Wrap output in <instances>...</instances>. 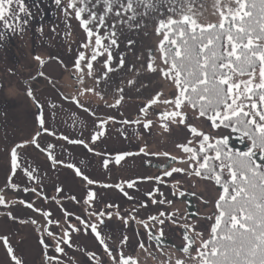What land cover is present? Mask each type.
<instances>
[{"label": "snow or ice", "instance_id": "6c2138e0", "mask_svg": "<svg viewBox=\"0 0 264 264\" xmlns=\"http://www.w3.org/2000/svg\"><path fill=\"white\" fill-rule=\"evenodd\" d=\"M55 3L60 6L63 0H55ZM163 6H168L167 16L164 14ZM214 7L219 16L218 21L203 24L198 21L197 13L193 11V0H67L63 9L65 18L74 13V18L86 34V41L81 44L84 50L79 51L72 63V75L78 84L83 85L88 78L93 79L98 87L114 71L112 49L119 46L117 23L133 24L141 17L146 18L149 13L159 12L162 18H157L155 27L156 35L162 36L157 45L159 58L158 61L153 59L152 51L149 49L145 67L149 73H159L160 77L171 85L175 94L165 98L163 92L157 91L146 102H142V106L137 109V118L124 117L117 121L114 115L100 113V104L92 107L83 98L94 95L108 109L118 110L125 100L122 87L114 90L112 103H108L104 98V92L97 91L95 87H82L70 97L61 93L63 100L76 105L92 119L89 137L85 138L81 134L79 138H70L60 133L59 139L69 144L82 145L89 152H93V146L106 135L110 122L142 126L148 134L157 123L165 132H170L172 127L182 126L190 137L185 142L175 145L180 151L179 156L168 151L152 152L146 142L137 152L115 153L116 164H120L126 157L137 155L164 157L165 163L159 166L160 174L140 178L145 181L164 183V178L184 174L187 178L194 176L218 186L214 215L205 217L211 221L208 237L204 238L203 232L196 231V225L185 220L182 225L184 243L177 249L182 256L176 258L174 264H187L188 259L195 264H264V0H215ZM21 14L29 15L24 0H0V21L4 22L5 27L22 31V24L26 25L28 21L22 20ZM110 17L115 19L109 30L106 20ZM9 20H15L17 23L12 25ZM102 26L105 29L103 36L100 32ZM135 27L139 28L140 25L135 24ZM2 37L3 34L0 33V38ZM133 43L132 40L128 41L129 45ZM98 57H106L99 74L95 72L93 63ZM34 58L41 66L45 64L41 56L37 55ZM49 59L59 60V57ZM124 65V54L121 53L117 68H123ZM37 75L44 77L45 73L41 70ZM48 79L51 82V78ZM133 83L131 79L127 81L128 85ZM26 94L33 99L38 108L41 107L30 86L27 87ZM153 106L158 109L155 120L149 118V111ZM51 107L55 108L57 105L53 104ZM190 113L193 120L209 122V127L213 131H204L202 127L190 122ZM120 116L123 117V113H120ZM36 121L38 127L35 134L9 150L10 170L3 189H0V206L4 208L13 205V201L4 195V191H21L20 184L14 182L18 170L22 169L28 180L34 182L32 187H23V192L44 194L38 168L25 166L21 160L19 150L25 145H34L46 153V159L53 167L65 163L54 155L55 145L49 143L46 148L42 147L38 139L42 133L55 137L57 131L48 126L43 112L37 114ZM73 125L80 128L88 127L85 121L74 120ZM221 128L230 131L227 134L215 131ZM121 134H124L123 131ZM233 141L244 147L242 149L235 147ZM103 163L107 167L110 161L104 159ZM181 163L187 167L175 166ZM66 167L74 169L76 175L82 177L89 186L96 183L75 163H68ZM124 183L128 188H132L136 181L127 180ZM116 187L120 188L126 197L133 199L121 185L117 184ZM173 187L180 189L181 181H176ZM56 192L62 193V189L57 186ZM156 193L161 197L164 195L156 187L145 193L152 198L153 205L173 203L166 198L157 200L154 195ZM172 194L184 197L185 191L179 190ZM188 194L196 195L195 192ZM95 197L93 191H87L84 202L94 204ZM44 198L48 199L47 196ZM200 199L202 203H208L203 196ZM15 203L40 214L43 218L42 222L29 219L19 220V223L34 225L36 231L41 233L38 243L43 248L45 264H62L61 259L56 255L50 256L49 251L51 249L57 254H63L65 252L63 246H72L71 234L80 232V226L84 230H90L94 235L104 254L109 258V264H138L133 256L125 254L124 249L129 240L126 234L118 243L115 241L109 243L108 240L111 238L102 235L99 223L103 222L104 216L113 215V212L108 210L114 207L112 204L106 205L105 209L100 211L89 212L88 219L65 209L64 219L53 221L52 212L36 207L35 201L16 198ZM115 207L117 208L115 215L120 217L126 226L130 219L136 220V216L132 214L137 211L136 208H133L128 216H121L118 206ZM140 207H146V204L142 203ZM177 213L178 210L177 212L161 210L149 215L147 221L151 222V227L144 220L136 222L148 230L149 241L155 240L159 247L163 242V225L166 223L164 217L172 218L175 223ZM5 214L14 222L18 220L11 211ZM73 217L77 224L71 223ZM157 224L159 228L154 232ZM52 225L60 227L62 231L59 234L53 232ZM49 239L52 241L51 245ZM0 243L10 257L11 264H24L21 257L16 255L8 235H0ZM139 247L144 249V243L141 242ZM172 247L175 248V245ZM193 248L195 254L191 251ZM87 257L89 262L99 259L100 264H103V259L95 252H87ZM163 264H172V254L168 255Z\"/></svg>", "mask_w": 264, "mask_h": 264}, {"label": "rangeland", "instance_id": "374dc122", "mask_svg": "<svg viewBox=\"0 0 264 264\" xmlns=\"http://www.w3.org/2000/svg\"><path fill=\"white\" fill-rule=\"evenodd\" d=\"M29 10V15L21 14L22 20H27L26 25L22 24L21 30L5 27L4 22L0 21V189H3L6 177L9 173V150L17 143L29 140L36 132L38 124L36 116L43 112L48 126L57 131V136H49L42 133L38 138L42 147H47L51 143L55 145L54 155L64 160V165L52 166L46 159V153L35 148L34 145H25L19 150L20 157L25 166L31 165L39 170L41 178L43 195L25 193L23 187L34 186V182L28 180L22 169L17 171L14 182L19 183L21 191H4V195L13 201L9 208L0 206V235H8L16 255L21 257L24 264H45L43 261V248L38 243V237L41 233L36 231V226L31 224H21L19 220L36 219L42 222V216L32 212L25 206L15 203L16 198L25 199L29 202L35 201L36 207H42L45 211L52 212V220H63L64 210L80 215L88 219L89 212L105 209L108 204L114 205L108 209L113 212L111 217L104 216L99 228L102 235L110 237L109 243L117 242L127 235V241L124 249L126 255L133 256L138 264H163L168 255L172 254V264L176 258H181L182 254L177 251L183 243L184 228L182 225L185 220L196 225L197 232H203L204 238L208 237V229L211 221L207 216H213L214 201L218 197V186L213 182L200 180L196 177H185L184 174H174L171 178H164V183L155 181L149 182L140 179L144 176H155L160 174L159 166L165 163L162 156H143L137 155L124 158L120 164L115 163L116 152H137L138 148L145 142L152 152L168 151L173 155H180V151L175 147L179 142H185L190 137L188 131L182 126L172 127L170 132H165L159 123L156 124L148 134L142 126L122 125L120 123L110 122L107 126V133L93 147L94 151L89 152L82 145L69 144L59 139V134L63 133L70 138L89 137L91 131V119L82 109L76 105L63 100L60 95L71 96L82 87H95L97 91L104 92V98L108 103L114 101V90L118 87L124 89L125 100L122 106L116 109H108L100 102L96 96L88 95L84 97L92 107L100 104V113L114 115L117 121L126 117L130 119L137 118V109L142 106L157 91L164 93L165 98L174 95V89L171 85L160 77L159 73H149L146 70L149 49L152 51L153 59L158 61L159 53L157 45L162 36H157L155 32L156 20L160 17L159 12L149 13L141 17L133 24L116 25L119 46L113 47L114 60L112 67L114 71L109 74L106 81L98 87L93 79L86 78L83 85L78 84L73 78L72 63L75 60L81 48V44L86 41V34L79 26V22L74 18V13L67 18L64 16V7L67 0H63L62 5L58 6L55 0H24ZM215 0H193V11L197 13L196 18L199 22L206 24L217 22L218 13L214 7ZM234 6V5H233ZM168 6H163L165 16L168 15ZM101 9H98V11ZM179 11V7L177 9ZM187 10V6H185ZM139 11V10H138ZM115 17L106 20L110 26ZM9 23L15 25L17 21L9 20ZM139 24L140 27H135ZM104 27L100 29L101 35H104ZM132 40V45L128 41ZM121 53L124 54L125 65L123 68H117ZM90 55V51L88 53ZM41 56L45 64L41 66L35 56ZM49 57H59L49 59ZM106 57H98L94 61V70L101 73L103 60ZM60 61L64 63L61 64ZM43 70L44 77L37 75ZM32 77H36L32 79ZM51 78L49 82L48 78ZM246 78V77H244ZM134 81L128 85L127 81ZM35 91V96L39 100L41 107H37L32 98L26 94L27 87ZM106 89V91H105ZM57 105L53 108L51 105ZM163 106H160L162 109ZM158 111L153 106L149 111V118L156 119L155 113ZM55 113V119H53ZM123 113V117L120 116ZM85 121L86 128L74 127L73 121ZM189 121L202 127L204 131H213L209 127V122L204 120H193L191 113ZM123 131V135L121 134ZM217 133L227 134L229 129L215 130ZM126 137V138H125ZM99 153V155H97ZM104 159L110 163L104 166ZM68 163H75L85 175L96 181L89 186L82 177L77 176L74 169L66 167ZM186 168V164H177ZM135 180L134 187L128 188L124 181ZM176 181H181V188H174ZM129 193L133 199L126 197L120 188ZM108 185V187H105ZM62 189V193L56 192V187ZM154 187L164 195L154 194L157 200L168 199L173 201L171 205L151 203L150 197L145 193L151 191ZM179 190L185 191L184 197L173 196V192ZM93 191L96 194L95 203H85L86 192ZM195 192V196L188 193ZM44 196H47L46 200ZM203 196L208 203H202L200 197ZM75 197L76 199H72ZM144 203L146 207H140ZM118 206L121 216H128L133 208L137 211L132 213L136 220H129L127 226L120 217L115 215ZM177 212L175 223L170 217H164L166 223L163 225L164 236L162 244L158 247L155 240L149 241L148 230L137 220L147 221L149 215H154L159 211ZM11 211L18 217L16 222L6 216V212ZM199 213L197 216L196 214ZM99 219V218H97ZM71 223L77 224L73 217ZM52 231L60 233L62 229L52 225ZM80 232L71 234V247L64 245L65 252L57 254L54 250L49 251V255L58 256L62 264H100L99 259H93L89 262L87 252H95L99 258L103 259V264H109V258L104 254L99 242L95 239L90 230H84L82 226ZM159 228L156 225L155 232ZM143 242L144 249L139 247ZM52 241L49 239V244ZM175 245V248L172 246ZM162 249V251H161ZM195 254V248L191 249ZM0 264H11L5 248L0 243ZM187 264H195L191 259Z\"/></svg>", "mask_w": 264, "mask_h": 264}, {"label": "trees", "instance_id": "16d2710c", "mask_svg": "<svg viewBox=\"0 0 264 264\" xmlns=\"http://www.w3.org/2000/svg\"><path fill=\"white\" fill-rule=\"evenodd\" d=\"M233 142H234L235 147H240L241 149L244 147L243 145H240V144L236 143L235 141H233Z\"/></svg>", "mask_w": 264, "mask_h": 264}]
</instances>
